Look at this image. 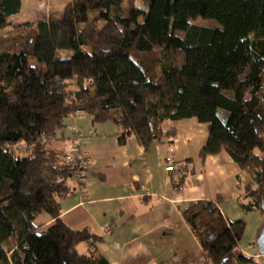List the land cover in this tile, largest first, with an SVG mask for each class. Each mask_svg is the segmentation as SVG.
<instances>
[{
    "label": "trees",
    "instance_id": "1",
    "mask_svg": "<svg viewBox=\"0 0 264 264\" xmlns=\"http://www.w3.org/2000/svg\"><path fill=\"white\" fill-rule=\"evenodd\" d=\"M20 8L0 0V264H109L100 237L60 217L80 185L70 173L86 169L57 138L75 113L144 150L175 136L165 122L195 118L207 125L199 157L225 151L247 178L242 210L264 216V0H71L57 18L14 24ZM181 214L211 264H263L238 250L244 220L208 200Z\"/></svg>",
    "mask_w": 264,
    "mask_h": 264
},
{
    "label": "crops",
    "instance_id": "2",
    "mask_svg": "<svg viewBox=\"0 0 264 264\" xmlns=\"http://www.w3.org/2000/svg\"><path fill=\"white\" fill-rule=\"evenodd\" d=\"M69 2L21 0L20 11L10 20L20 24L57 18ZM64 124L57 138L67 148L76 146L86 169L81 185L73 182V191L61 199L60 217L71 229L100 237L95 248L109 264H211L181 214L197 200L216 204L226 222L244 220L240 247L256 242L264 216L244 212L239 204L244 173L225 151L199 157L206 124L195 118L167 121L163 128H174L175 136L154 140L146 150L132 137L119 143L120 129L112 122L92 124L88 115L75 113ZM171 162L186 168L180 187L164 169ZM36 221L43 226L52 222L45 214ZM250 253L264 264L257 248Z\"/></svg>",
    "mask_w": 264,
    "mask_h": 264
},
{
    "label": "built area",
    "instance_id": "3",
    "mask_svg": "<svg viewBox=\"0 0 264 264\" xmlns=\"http://www.w3.org/2000/svg\"><path fill=\"white\" fill-rule=\"evenodd\" d=\"M83 157L84 156L79 153L76 146H72L66 154V160L71 164H77V163L83 164ZM164 169L166 172H169L170 174H172L174 181L177 184L179 183L181 178L186 174L185 166L180 163L171 162L168 165H166ZM70 176L81 185V182L83 179L81 171L75 170L74 172L70 173ZM256 248H257V245H256V242L254 241L249 242L247 246L245 247H240L238 245V250L240 251V253L248 257L258 256L257 254L250 253L251 250L256 249Z\"/></svg>",
    "mask_w": 264,
    "mask_h": 264
},
{
    "label": "rangeland",
    "instance_id": "4",
    "mask_svg": "<svg viewBox=\"0 0 264 264\" xmlns=\"http://www.w3.org/2000/svg\"><path fill=\"white\" fill-rule=\"evenodd\" d=\"M194 22L196 24L203 25V26H207V27H211V28H217V29L221 28V25L218 22H216L215 20H212V19H205V18H202V17H197L194 20ZM68 53H69L68 51H64L63 53L60 54V56L61 57H64V56L68 55ZM246 180H247V178H246ZM36 223H38V221H36ZM82 246H83V244H81L79 246V249L81 251H83Z\"/></svg>",
    "mask_w": 264,
    "mask_h": 264
},
{
    "label": "water",
    "instance_id": "5",
    "mask_svg": "<svg viewBox=\"0 0 264 264\" xmlns=\"http://www.w3.org/2000/svg\"><path fill=\"white\" fill-rule=\"evenodd\" d=\"M257 251L259 254H264V218L263 225L256 239Z\"/></svg>",
    "mask_w": 264,
    "mask_h": 264
}]
</instances>
